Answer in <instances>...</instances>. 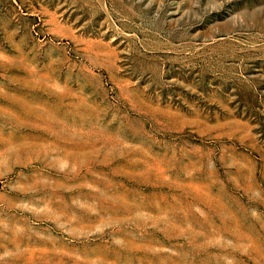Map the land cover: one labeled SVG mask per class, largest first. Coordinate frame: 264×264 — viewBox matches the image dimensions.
Masks as SVG:
<instances>
[{
    "label": "rangeland",
    "instance_id": "obj_1",
    "mask_svg": "<svg viewBox=\"0 0 264 264\" xmlns=\"http://www.w3.org/2000/svg\"><path fill=\"white\" fill-rule=\"evenodd\" d=\"M0 264H264V0H0Z\"/></svg>",
    "mask_w": 264,
    "mask_h": 264
}]
</instances>
